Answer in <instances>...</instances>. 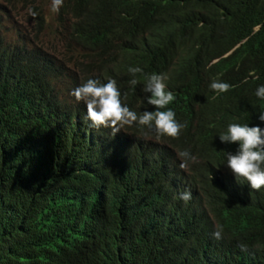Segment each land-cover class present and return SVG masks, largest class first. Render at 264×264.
<instances>
[{
  "label": "trees",
  "instance_id": "16d2710c",
  "mask_svg": "<svg viewBox=\"0 0 264 264\" xmlns=\"http://www.w3.org/2000/svg\"><path fill=\"white\" fill-rule=\"evenodd\" d=\"M54 13L50 39L39 0H0V264H264V187L237 180L225 153L238 144L219 137L229 122L264 127V0H63ZM129 67L143 69L136 86ZM152 73L168 76L178 138L138 124L111 136L70 95L115 79L133 111H152ZM214 79L232 87L217 94ZM184 150L195 160L181 168Z\"/></svg>",
  "mask_w": 264,
  "mask_h": 264
},
{
  "label": "clouds",
  "instance_id": "9594fccd",
  "mask_svg": "<svg viewBox=\"0 0 264 264\" xmlns=\"http://www.w3.org/2000/svg\"><path fill=\"white\" fill-rule=\"evenodd\" d=\"M62 4L63 0H51V10L58 12ZM29 12L33 17L36 16V13L31 9ZM24 22L29 23V27L26 29L29 31L32 22L26 21V19ZM128 71L133 77L130 84L136 86L140 82L135 78L136 74L142 73L143 69L129 67ZM167 80L168 76L164 73H152L147 76L143 91L150 93L147 102L154 106L155 110H144L139 114L124 103L115 79L102 82L99 79L88 78L75 87L70 95L74 96L78 102L84 103L87 119L91 122V126L96 129L104 128V132L111 136H115L125 126L131 127L138 124L154 131L157 137L167 136L175 139L179 137L185 125L176 119L175 111L169 107L175 100V95L168 90L165 83ZM209 87L219 94L229 91L232 86L227 82L214 79ZM255 95L260 100H264V84L257 87ZM258 118L264 121V106H262ZM219 137L221 142L238 144L235 152L225 153L226 165L237 180L242 178L247 181L252 190L259 191L264 187V127L229 122L226 130L221 132ZM178 156L181 159V168H185L188 161L195 160L188 150L179 152ZM180 198L187 202L191 199V192L187 190L181 192ZM221 232L222 229H218L213 233V236L219 239Z\"/></svg>",
  "mask_w": 264,
  "mask_h": 264
},
{
  "label": "rangeland",
  "instance_id": "374dc122",
  "mask_svg": "<svg viewBox=\"0 0 264 264\" xmlns=\"http://www.w3.org/2000/svg\"><path fill=\"white\" fill-rule=\"evenodd\" d=\"M39 3H41V8L44 13L45 20L47 22L46 24L49 26L46 30V34L51 39V32L53 31L55 26V23L53 22L55 13L51 10V0H39ZM12 13L13 26L19 28L21 32H25V30L29 27V23L24 22V18L27 17L28 12L19 10L17 13ZM45 40L44 38H42L43 47H49V49L52 51L51 47L54 45V54H57L58 56H60L61 54L66 56L68 54L65 52L64 47H62L60 43H48L50 41L48 39Z\"/></svg>",
  "mask_w": 264,
  "mask_h": 264
}]
</instances>
